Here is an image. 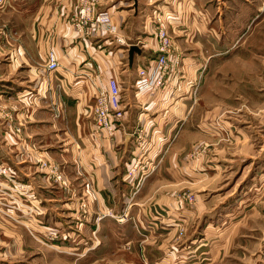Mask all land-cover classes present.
<instances>
[{"label":"crops","instance_id":"0c3cea01","mask_svg":"<svg viewBox=\"0 0 264 264\" xmlns=\"http://www.w3.org/2000/svg\"><path fill=\"white\" fill-rule=\"evenodd\" d=\"M79 3L15 0L5 9L13 25L0 28V161L36 200L15 195L20 210L13 219L0 215V264H230L216 255L235 249L238 217L193 241V251L173 244L191 214L211 221L208 213L228 202L206 209L204 200L189 213L172 195L218 173L186 156L200 135L218 130L211 121L220 108L206 107L205 81L209 67L247 50L264 0H100L96 10L109 13L116 33L93 36L78 34L71 21ZM159 27L177 63L163 87L138 92V71L157 56ZM50 52L55 70L47 67ZM110 79L123 117L108 138L95 128L92 106ZM16 123L19 133L11 130ZM41 162L57 166L64 181Z\"/></svg>","mask_w":264,"mask_h":264},{"label":"rangeland","instance_id":"374dc122","mask_svg":"<svg viewBox=\"0 0 264 264\" xmlns=\"http://www.w3.org/2000/svg\"><path fill=\"white\" fill-rule=\"evenodd\" d=\"M13 1L5 0L0 4V28L11 24L4 13ZM252 33L244 40L247 50L240 48L229 57L231 60L209 67L203 101L206 107L220 108L215 114L217 119L211 121L218 130L215 135L197 136L186 154L190 161L200 162L203 167H206L204 163L209 164L208 167L218 173L208 172L199 180L200 186H182L172 195L174 205L187 207L189 213L204 200L208 205L206 209L228 202L219 214L216 215L217 208L208 213L216 216L211 221L191 214L188 223L177 230L173 244L193 251L197 245L190 247L193 241L206 232H219L229 222L235 223L238 217L230 244L236 249L234 244L243 243L237 250L227 247L216 255L229 256L230 264H245L248 259L254 264H264V190L258 189L264 184V21L254 24ZM4 117L7 119L5 113ZM229 119L236 121L238 127L226 125ZM20 129L19 123L11 126L14 133H19ZM219 162L221 165L217 167ZM0 164L6 165L1 161ZM211 255L208 254L207 261Z\"/></svg>","mask_w":264,"mask_h":264},{"label":"built area","instance_id":"2783aa9c","mask_svg":"<svg viewBox=\"0 0 264 264\" xmlns=\"http://www.w3.org/2000/svg\"><path fill=\"white\" fill-rule=\"evenodd\" d=\"M100 0H80L78 8L71 16V21L75 26L76 32L83 36L93 35H114L116 28L111 22L110 15L107 11H97ZM5 0H0V4ZM155 37L157 40V56L149 67L140 69L137 74V79L134 82V87L138 92L153 90L158 87H163L167 76L172 67L176 65L177 61L173 55L171 37L166 29L159 27L156 30ZM48 68L55 70L58 68V62L53 52L47 56ZM91 68V64L88 63ZM93 120L95 128L100 135L105 137H112L116 130L117 124L121 122L123 117V109L120 105L119 87L114 79H110L107 86L100 89L96 94L92 106ZM19 131L18 128H14ZM135 163L131 170L137 167ZM42 168L50 169L55 181L62 183L64 177L62 171L55 165L41 162ZM15 195H23L30 201H35L36 197L27 184L20 183L15 179V175L10 167L0 164V213L5 217L13 219L11 212L18 209ZM2 207L6 209L3 210ZM30 213V210H28ZM128 213H124L118 219L125 220ZM53 239V237H51Z\"/></svg>","mask_w":264,"mask_h":264},{"label":"water","instance_id":"95a60500","mask_svg":"<svg viewBox=\"0 0 264 264\" xmlns=\"http://www.w3.org/2000/svg\"><path fill=\"white\" fill-rule=\"evenodd\" d=\"M133 52H137V49L134 47H131V49L129 51L130 58H131Z\"/></svg>","mask_w":264,"mask_h":264}]
</instances>
